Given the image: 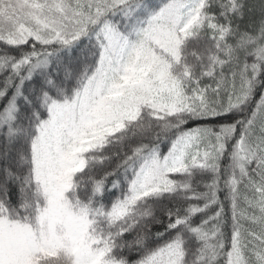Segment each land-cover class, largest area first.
<instances>
[{"label": "snow or ice", "instance_id": "1", "mask_svg": "<svg viewBox=\"0 0 264 264\" xmlns=\"http://www.w3.org/2000/svg\"><path fill=\"white\" fill-rule=\"evenodd\" d=\"M0 264H264V0H0Z\"/></svg>", "mask_w": 264, "mask_h": 264}]
</instances>
